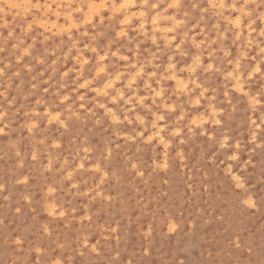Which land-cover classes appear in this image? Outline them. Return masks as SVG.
<instances>
[{"label":"clouds","instance_id":"9594fccd","mask_svg":"<svg viewBox=\"0 0 264 264\" xmlns=\"http://www.w3.org/2000/svg\"><path fill=\"white\" fill-rule=\"evenodd\" d=\"M0 209V264H264V0H0Z\"/></svg>","mask_w":264,"mask_h":264},{"label":"rangeland","instance_id":"374dc122","mask_svg":"<svg viewBox=\"0 0 264 264\" xmlns=\"http://www.w3.org/2000/svg\"><path fill=\"white\" fill-rule=\"evenodd\" d=\"M253 91H255V87H253ZM222 99V97H221ZM243 105V106H242ZM237 107L240 108V112L237 113L236 115L238 116H243L244 113V107H246V105L243 104V100L242 99H238V103H237ZM84 132L83 129H81L77 134L81 135ZM95 134L94 137V141L95 143L98 141H101V144H106L107 140L104 138L102 133H94V132H87L86 135H81V138H87L89 140V138L91 137L90 134ZM219 162V160L217 161ZM183 172V178L181 180H179V182L177 183L176 187H177V192H185L188 191V188L183 184L184 180H188L189 182H191V178L193 176L192 171L189 168H184L182 170ZM221 177H217V179H220ZM155 187V185H154ZM139 189H134L132 191H126L125 193L122 194V198L127 199L128 203L134 205L135 204V199L134 197H136V193L139 192ZM141 195H143L144 197H149V196H153L155 195V192L152 191L151 189L145 190L143 193H141ZM174 198H178L174 197ZM177 202L179 201L176 200ZM133 208L129 209V214H131V212L133 211ZM5 209H0V218H7L9 220L10 224H17L19 223L18 220H16L13 216H7L5 217ZM192 211V209H187V211H185L184 209H180L177 211L176 215L178 217H184V219L179 220V222L182 224L181 227L183 228V224L187 223L188 220H193L194 223L190 225V227H195V238L197 240H199L200 237H203L204 240H212L213 242H216L218 240H222L225 237L221 236V233L223 232V223L217 219V217L220 215L221 213V208L218 205H212L209 209H207L204 214L201 217H195V216H189V213ZM209 211L211 212V215H209ZM13 212H15V209H13ZM87 222V221H85ZM101 223H103L104 221H100ZM125 224H127V220L124 221ZM77 224H79V220H77ZM135 226L132 225L131 229L132 231L128 232V243L130 248L133 246H137V240L135 235L133 234L135 232ZM175 239V237L172 238H165L163 236H157L156 237V244L157 246H169L172 241Z\"/></svg>","mask_w":264,"mask_h":264},{"label":"bare ground","instance_id":"6f19581e","mask_svg":"<svg viewBox=\"0 0 264 264\" xmlns=\"http://www.w3.org/2000/svg\"><path fill=\"white\" fill-rule=\"evenodd\" d=\"M91 135V137L89 138V142L92 144V146L93 147H95V146H97L98 144H101V141H98L97 140V142L95 143V141H94V137H95V134H90ZM180 192V191H179ZM123 197V196H122ZM179 199V196H178V198H174V200H178Z\"/></svg>","mask_w":264,"mask_h":264}]
</instances>
